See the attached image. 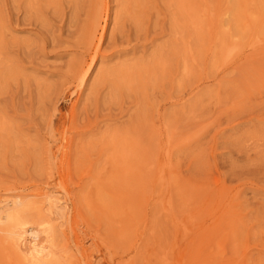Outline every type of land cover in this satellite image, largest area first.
Instances as JSON below:
<instances>
[{"label":"rangeland","instance_id":"374dc122","mask_svg":"<svg viewBox=\"0 0 264 264\" xmlns=\"http://www.w3.org/2000/svg\"><path fill=\"white\" fill-rule=\"evenodd\" d=\"M0 210L53 264H264V0H0Z\"/></svg>","mask_w":264,"mask_h":264},{"label":"bare ground","instance_id":"6f19581e","mask_svg":"<svg viewBox=\"0 0 264 264\" xmlns=\"http://www.w3.org/2000/svg\"><path fill=\"white\" fill-rule=\"evenodd\" d=\"M86 71L87 69H85V73H87ZM45 200L47 202L48 211H51V213H48L49 216L57 214L56 210L61 207L62 202L60 201L62 200L49 195ZM4 203L12 205L13 207H15V209L16 207H19L21 205V202L18 200L5 201ZM17 212L15 211L11 215H9L7 211V214L5 213L4 215L2 214V212H0V233L5 234L6 237L10 240V243L13 245L15 252L19 254L23 262L28 264H53L55 261V251L51 242L52 227H50L49 225L43 226V224H30L26 221H21L19 213ZM5 222H7L9 226L3 227L2 225Z\"/></svg>","mask_w":264,"mask_h":264}]
</instances>
